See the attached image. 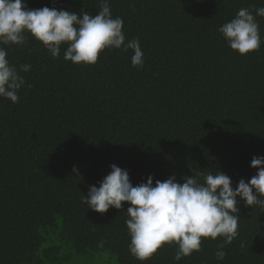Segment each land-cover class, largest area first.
I'll list each match as a JSON object with an SVG mask.
<instances>
[{"label": "trees", "instance_id": "16d2710c", "mask_svg": "<svg viewBox=\"0 0 264 264\" xmlns=\"http://www.w3.org/2000/svg\"><path fill=\"white\" fill-rule=\"evenodd\" d=\"M98 14L100 0H25ZM132 50L105 49L96 64L53 58L28 34L26 45H5L10 62L30 64L19 101L0 97V264H264V207L238 205V236L202 239L201 250L179 261L178 245H162L137 260L123 209L106 213L82 202L90 186L127 169L133 186L148 176L183 183L197 172L222 171L233 187L249 181L264 156V17L261 46L241 55L218 31L241 8L264 0H110ZM74 167L78 170L74 172ZM104 241L103 247L99 244Z\"/></svg>", "mask_w": 264, "mask_h": 264}, {"label": "clouds", "instance_id": "9594fccd", "mask_svg": "<svg viewBox=\"0 0 264 264\" xmlns=\"http://www.w3.org/2000/svg\"><path fill=\"white\" fill-rule=\"evenodd\" d=\"M256 16L264 17V7L241 8L236 16L219 27L230 48L241 55L256 51L262 40ZM122 17H113L110 0H100L98 14L81 9L79 13L44 6L29 9L25 0H0V97L19 101L18 92L25 84L20 72H28L30 64L17 66L8 58L5 45H26L28 34L42 42L53 58L76 64H96L105 49L132 50L133 67L144 66V52L139 39L127 40ZM251 166L258 172L249 181L240 179L234 188L231 177L222 171L215 174L197 172L177 182L172 175L166 180L148 176L146 183L133 186L129 171L116 164L111 172L92 185L82 202L93 211L106 213L112 207H127L130 253L145 261L165 243L178 245L175 259L198 252L203 238L223 237L215 255L224 260V244L238 236L240 200L247 206L264 207V156H254ZM78 171L74 167V172ZM240 198L238 200L237 198ZM104 241L99 246L103 247Z\"/></svg>", "mask_w": 264, "mask_h": 264}]
</instances>
